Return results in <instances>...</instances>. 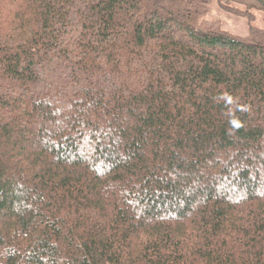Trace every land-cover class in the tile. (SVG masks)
Segmentation results:
<instances>
[{
    "label": "trees",
    "instance_id": "16d2710c",
    "mask_svg": "<svg viewBox=\"0 0 264 264\" xmlns=\"http://www.w3.org/2000/svg\"><path fill=\"white\" fill-rule=\"evenodd\" d=\"M0 0V264H264V0Z\"/></svg>",
    "mask_w": 264,
    "mask_h": 264
},
{
    "label": "rangeland",
    "instance_id": "374dc122",
    "mask_svg": "<svg viewBox=\"0 0 264 264\" xmlns=\"http://www.w3.org/2000/svg\"><path fill=\"white\" fill-rule=\"evenodd\" d=\"M209 19L219 21L223 30L239 36H247L250 33V23L247 15L235 13L221 8L217 0H213L210 7ZM254 25L264 28V14L256 13Z\"/></svg>",
    "mask_w": 264,
    "mask_h": 264
}]
</instances>
